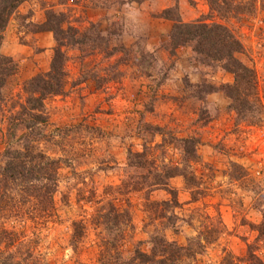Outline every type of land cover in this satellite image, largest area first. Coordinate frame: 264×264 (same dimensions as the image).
<instances>
[{"label": "rangeland", "instance_id": "obj_1", "mask_svg": "<svg viewBox=\"0 0 264 264\" xmlns=\"http://www.w3.org/2000/svg\"><path fill=\"white\" fill-rule=\"evenodd\" d=\"M51 12L100 38L94 47L84 46L82 65L78 50L68 51L67 94L44 101L53 135L40 148L61 166L57 217L44 226H17L21 237L11 250L23 245L30 263L96 264L101 227L95 223L113 200L134 224L125 256L139 242L149 251L155 233L183 246L200 240L205 252L197 264H224L227 254L244 258L249 251L264 264V120L252 125L237 116L226 90L235 77L222 65L200 62L191 45L174 52L169 47L171 18L227 26L243 47L237 58L254 70L264 97L260 4L256 14L222 19L207 0H29L11 17L1 47L18 66L6 91L13 97L7 106L13 102L17 112L25 84L50 71L56 41L45 23ZM95 75L97 81L90 77ZM7 128L0 123V166ZM130 151L145 154V168L129 166ZM164 168L181 174L170 180L178 205L166 209L159 204L171 201V194L143 185L149 172ZM153 207L166 217L149 225ZM77 221L88 232L78 245L72 243Z\"/></svg>", "mask_w": 264, "mask_h": 264}, {"label": "trees", "instance_id": "obj_2", "mask_svg": "<svg viewBox=\"0 0 264 264\" xmlns=\"http://www.w3.org/2000/svg\"><path fill=\"white\" fill-rule=\"evenodd\" d=\"M27 1L29 0H0V123H7L9 135L3 164L0 166V264H37L35 260L30 263L31 255L24 256L23 245L16 251L11 248H17L15 245L21 237L17 226L24 227L28 221L44 226L57 217L54 196L59 186L58 171L61 166L60 160L51 158L40 148V143L53 135L47 132L49 119L44 114V101L51 96L67 94L70 62L68 51L77 49L82 65L86 59L84 46L90 44L94 47L100 38L92 34L93 32L82 31L67 24L61 14L51 12L45 23L46 30L54 33L56 41L50 71L36 75L25 84L23 92L26 95L24 100L22 94L18 95L21 102L18 101L20 111L17 112V106L13 102L7 106L13 97L6 91L10 79L17 75L18 66L12 57L1 53V47L11 17ZM207 1L211 12L222 19L237 17L240 14H256L259 4L260 9H264V0ZM171 19L174 21L169 38L171 52L191 45L195 58L200 62L206 65H222L235 77L234 83L227 85L226 90L237 116L248 124L261 123L264 120V97L258 89L254 70L237 58L243 47L232 30L218 23H185L180 18ZM112 55L110 53L106 57L111 59ZM87 77L89 78V75ZM90 77L97 81V75ZM120 77L118 74L114 80ZM85 81L86 77H83L76 85ZM106 82H109V79ZM98 83L102 87L100 80ZM144 156L145 154L130 151L129 166L145 168ZM149 174L151 180H145L143 184L149 191L163 189L172 196L171 201H164L159 206L166 209L178 205L170 180L181 174L167 168H164L162 173ZM137 187L133 186L134 189ZM103 209L105 212L99 214L100 220L95 223L97 227H101L98 237L100 251L96 264H197L198 256L205 252V246L200 240L190 239L188 244L183 246L168 241L164 235L153 233L148 241L151 245L149 251H143L140 247L142 243L139 242L131 255L125 256L122 248L128 238V231L134 229L132 217L128 211H121L113 200L108 201L107 207ZM150 209L154 217L151 214L148 216L149 225L153 220L166 217L164 214H158L155 208ZM86 225L84 221L73 223L72 243L78 245L87 237ZM248 253L244 258H236L229 253L223 262L238 264L257 259V264H263L251 251Z\"/></svg>", "mask_w": 264, "mask_h": 264}]
</instances>
